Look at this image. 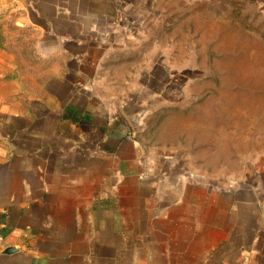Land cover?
Listing matches in <instances>:
<instances>
[{
    "label": "crops",
    "instance_id": "1",
    "mask_svg": "<svg viewBox=\"0 0 264 264\" xmlns=\"http://www.w3.org/2000/svg\"><path fill=\"white\" fill-rule=\"evenodd\" d=\"M156 3L0 0V264H264V189L153 155L109 89Z\"/></svg>",
    "mask_w": 264,
    "mask_h": 264
},
{
    "label": "rangeland",
    "instance_id": "2",
    "mask_svg": "<svg viewBox=\"0 0 264 264\" xmlns=\"http://www.w3.org/2000/svg\"><path fill=\"white\" fill-rule=\"evenodd\" d=\"M143 16L139 36L120 46L103 72L125 99L151 98L149 113L134 107L142 145L194 174L264 189L262 5L157 0Z\"/></svg>",
    "mask_w": 264,
    "mask_h": 264
},
{
    "label": "built area",
    "instance_id": "3",
    "mask_svg": "<svg viewBox=\"0 0 264 264\" xmlns=\"http://www.w3.org/2000/svg\"><path fill=\"white\" fill-rule=\"evenodd\" d=\"M2 241H3V236L0 233V244L2 243Z\"/></svg>",
    "mask_w": 264,
    "mask_h": 264
},
{
    "label": "water",
    "instance_id": "4",
    "mask_svg": "<svg viewBox=\"0 0 264 264\" xmlns=\"http://www.w3.org/2000/svg\"><path fill=\"white\" fill-rule=\"evenodd\" d=\"M151 88V87H150ZM151 99V98H150ZM11 251H13L12 249H9V250H7V252H11Z\"/></svg>",
    "mask_w": 264,
    "mask_h": 264
}]
</instances>
